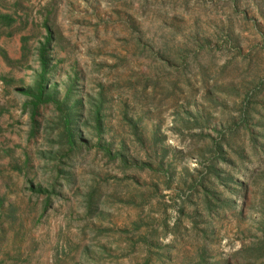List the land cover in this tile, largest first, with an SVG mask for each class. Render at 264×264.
<instances>
[{
    "label": "rangeland",
    "instance_id": "1",
    "mask_svg": "<svg viewBox=\"0 0 264 264\" xmlns=\"http://www.w3.org/2000/svg\"><path fill=\"white\" fill-rule=\"evenodd\" d=\"M0 9V264H264V0Z\"/></svg>",
    "mask_w": 264,
    "mask_h": 264
},
{
    "label": "trees",
    "instance_id": "2",
    "mask_svg": "<svg viewBox=\"0 0 264 264\" xmlns=\"http://www.w3.org/2000/svg\"><path fill=\"white\" fill-rule=\"evenodd\" d=\"M14 23H15L14 17L12 15H10V14L3 13L1 11V9H0V28H10V27H12V25ZM0 36H1V33H0ZM4 58H6L5 55H4ZM43 66L45 67L46 64L44 63ZM42 91H43V89L41 87L40 88V96L37 97L38 100L41 99V93H42Z\"/></svg>",
    "mask_w": 264,
    "mask_h": 264
}]
</instances>
